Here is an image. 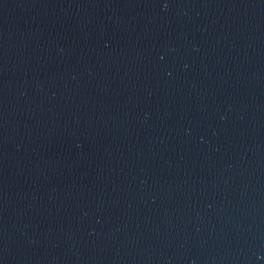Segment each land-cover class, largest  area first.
Wrapping results in <instances>:
<instances>
[{
    "label": "water",
    "instance_id": "obj_1",
    "mask_svg": "<svg viewBox=\"0 0 264 264\" xmlns=\"http://www.w3.org/2000/svg\"><path fill=\"white\" fill-rule=\"evenodd\" d=\"M0 264H264V0H0Z\"/></svg>",
    "mask_w": 264,
    "mask_h": 264
}]
</instances>
